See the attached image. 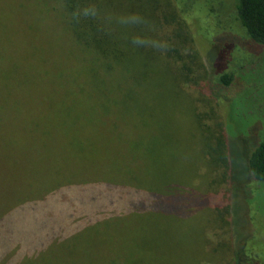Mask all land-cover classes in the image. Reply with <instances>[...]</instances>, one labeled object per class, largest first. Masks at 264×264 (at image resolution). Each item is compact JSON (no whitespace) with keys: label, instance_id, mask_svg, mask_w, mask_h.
Masks as SVG:
<instances>
[{"label":"rangeland","instance_id":"obj_1","mask_svg":"<svg viewBox=\"0 0 264 264\" xmlns=\"http://www.w3.org/2000/svg\"><path fill=\"white\" fill-rule=\"evenodd\" d=\"M167 1L132 0L129 6L134 11L143 6L150 12L154 3L159 4L155 14L164 12L159 14V38L170 47L159 55L163 64L171 63L170 72L173 62L182 69L184 63L192 65L197 54L209 67L217 54L216 48L206 45L215 19L200 0H192L199 10L190 20L192 35L187 42L175 33V21L169 23L163 16L176 12L167 8ZM46 2L0 0V215L18 199L44 193L55 176H71L79 182L100 178L111 168L125 170L130 182L146 188L159 175L168 181L163 185L170 190L190 184L203 197L217 198L211 197L212 203L205 208L192 205L194 211L184 218L126 212L84 228L57 225L58 208L50 202L38 204L33 216L29 215L30 211L23 210L27 202L5 216L0 234L15 233V241L20 237L41 240L46 264H121V260L130 264H234L236 257L235 264H264V183L251 190L247 168L249 150L258 135H264V94L221 89L231 98L227 103L212 97L202 79L192 89L187 110L174 97L178 86L160 72L159 103L172 100L180 106L159 115V130L153 120L140 127L139 119L134 124L127 116L113 117L108 112L98 116V91L112 92L116 87H97L100 82L91 71L84 75V70L94 69L90 65L94 52L71 46L60 11L47 13ZM214 2L222 12L230 7ZM164 21L169 24L162 31ZM145 72L139 66L136 75ZM183 83L186 90L191 89L190 81ZM220 139L226 142L229 185L225 166L216 159ZM198 151L203 152L205 162ZM146 155H158L159 160ZM227 204L229 217L222 213Z\"/></svg>","mask_w":264,"mask_h":264},{"label":"trees","instance_id":"obj_2","mask_svg":"<svg viewBox=\"0 0 264 264\" xmlns=\"http://www.w3.org/2000/svg\"><path fill=\"white\" fill-rule=\"evenodd\" d=\"M47 1V13L50 10L58 12L59 9L56 7L58 0ZM191 1L175 0V3L172 4L168 0L167 8H174L176 12L169 13L168 11V14L163 15L169 23L175 21L173 22L176 25L175 33L177 36L183 37L184 40L189 38V33L192 35L191 18L198 16L199 9H195ZM216 1L218 3L220 1L221 5L230 4L229 9L222 12L214 0H200L205 12L215 19V24L210 26L213 32L206 44L210 49H217L214 63L212 62L207 67L197 54L194 56L192 65L184 63L182 69L173 62V72H170L171 63L170 66L163 64L158 50L137 48L131 44L133 35H145L142 32L138 33V28L116 27L115 31L109 35L98 30V21L82 19L79 23H73L69 21L65 11L59 10L66 33L72 41L71 46L76 45L81 49L94 52V57L90 60V65L94 69L84 70V75L89 76L91 71L93 77L100 82L97 87H105L104 85L106 88L116 87V90L112 92L107 89L104 93H101L104 89L98 91L95 99V107L98 109L96 115L100 116V114L108 112V114H114L110 115L113 117L127 116L129 121L134 124L139 119L140 127H147V124L153 120L158 124L156 128L159 130V115L166 114L169 110L171 113L180 106L172 100L159 103L160 72L168 74L170 81L179 87L174 90V97L180 98L181 104L187 110L191 109L192 89L197 88V83L202 79L206 82V88L212 97L227 103L231 98L221 89L237 88L239 92L254 93L258 97L263 95L264 0ZM66 2L69 5L96 3L100 6L102 15L139 13L152 24H155L156 21V31L147 34L159 38V14L164 13H154V11H159V4L151 3L149 12L143 7L148 5L146 1H142L141 8L137 6L138 11L132 10L129 6L132 0H66ZM46 7L43 8L46 9ZM44 16L41 19H44ZM174 17H177V20ZM168 22L164 21L160 24L162 31L163 28L168 27ZM194 34H196L195 31ZM189 41L188 39L187 42ZM170 55H173L172 51H170ZM139 66L146 72L136 75ZM201 68L204 71L199 73ZM187 81L191 83L189 85L191 89L188 90L185 89L183 83ZM189 94L191 98H188ZM194 103L196 104L195 101ZM109 106H113L111 111L107 110ZM192 107L194 112L193 103ZM96 115L93 114V116ZM137 144L139 147H143L142 143L138 141ZM254 144L247 157V168L251 178L249 188L251 190L259 187L261 182L264 183V135H258ZM225 148V140L220 139L215 153L217 161L225 166L224 178L229 185L231 171ZM199 155L205 162L202 151H198ZM146 157L159 160L158 155H146ZM124 171L111 168L100 178H87L79 180V182L71 176L67 178L55 176L44 193L39 196L33 193L31 196L20 198L17 203L7 208L0 215V225L6 217L17 209H21L20 206L27 202V206L23 210L30 211L27 213L29 215H32L38 204L50 202L57 205L58 208V217H53L57 225L67 227L76 225L84 228L90 224H101L126 212L137 215L165 213L184 218L190 216L194 211L191 208L192 205L205 208L212 203L211 197H215L212 194L203 197L190 184L186 187H179L178 190H170L167 185H163V182L168 181L159 175L155 179L154 185H148L146 188L134 181L130 182ZM73 173L74 171L71 172V175ZM166 173L163 172L164 175ZM206 176H209V172ZM66 193H73V195L67 196ZM226 193L229 198L231 195L230 186ZM192 201L194 203H191ZM18 206L19 208H16ZM222 213L229 217L228 204L225 205ZM7 214L8 216H6ZM220 217L222 218V216ZM228 217L224 218L228 220ZM75 218L79 219L77 223L73 222ZM13 234L15 236V233L0 234V264H33L40 261L46 264L44 252L40 250L43 244L41 240L35 242L20 237L15 241ZM209 248L211 249L210 246ZM214 250L216 249L209 251ZM236 260L237 257L234 258V264ZM121 264L130 263L121 260ZM243 264H247V262L243 261Z\"/></svg>","mask_w":264,"mask_h":264},{"label":"clouds","instance_id":"obj_3","mask_svg":"<svg viewBox=\"0 0 264 264\" xmlns=\"http://www.w3.org/2000/svg\"><path fill=\"white\" fill-rule=\"evenodd\" d=\"M56 7L67 13L70 22L79 23L82 19L98 21V30L109 35L115 31L116 27L141 28L144 33L156 31L154 24L136 12L102 15L100 6L96 3L69 5L66 0H58ZM131 44L137 48H151L161 52H166L170 47L167 40L147 34L133 35Z\"/></svg>","mask_w":264,"mask_h":264}]
</instances>
